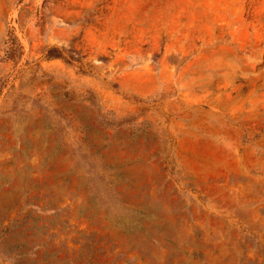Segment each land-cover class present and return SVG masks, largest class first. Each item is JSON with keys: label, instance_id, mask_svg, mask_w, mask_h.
Wrapping results in <instances>:
<instances>
[{"label": "rangeland", "instance_id": "rangeland-1", "mask_svg": "<svg viewBox=\"0 0 264 264\" xmlns=\"http://www.w3.org/2000/svg\"><path fill=\"white\" fill-rule=\"evenodd\" d=\"M0 264H264V0H0Z\"/></svg>", "mask_w": 264, "mask_h": 264}]
</instances>
